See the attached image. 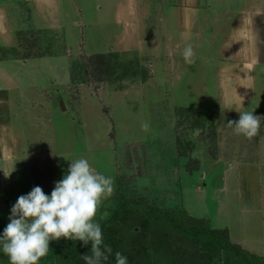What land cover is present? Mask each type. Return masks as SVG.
<instances>
[{"label":"rangeland","instance_id":"rangeland-1","mask_svg":"<svg viewBox=\"0 0 264 264\" xmlns=\"http://www.w3.org/2000/svg\"><path fill=\"white\" fill-rule=\"evenodd\" d=\"M173 3L0 0L9 29L0 34V230L18 196L37 185L50 193L67 159L83 156L113 179L114 190L95 219L109 218L115 199L124 196L170 210L180 221L186 212L206 218L237 243L242 222L251 216L264 240V124L251 138L233 131L227 122L239 112L232 111L220 81L227 56L214 31L219 21L208 12L206 28L196 20L183 33L166 16ZM186 44L193 47L191 64L181 54ZM98 54L108 57L110 74L94 70L90 58ZM253 78L244 110L264 115V63L254 68ZM189 108L204 117L213 114L217 134L210 125L205 130L183 119L182 109ZM254 160L262 172L255 173L260 185L252 187L241 180L245 170L237 163ZM196 162L198 169L189 172ZM263 240L249 239L243 247L263 256ZM150 253L142 264L174 262L171 254ZM0 264H8L2 253ZM39 264L53 263L43 257Z\"/></svg>","mask_w":264,"mask_h":264},{"label":"clouds","instance_id":"clouds-1","mask_svg":"<svg viewBox=\"0 0 264 264\" xmlns=\"http://www.w3.org/2000/svg\"><path fill=\"white\" fill-rule=\"evenodd\" d=\"M181 54L185 63L193 62L191 44H186ZM262 119L249 109L227 123L235 133L251 138ZM67 160V170L50 193L33 186L11 205L8 223L0 231V253L8 264H39L49 252V242L64 237L79 240L82 246L90 244L89 252L81 255L84 264H105L110 257L114 264H128L127 256L104 243L101 224L95 219L114 190L112 177L97 171L83 156Z\"/></svg>","mask_w":264,"mask_h":264},{"label":"trees","instance_id":"trees-1","mask_svg":"<svg viewBox=\"0 0 264 264\" xmlns=\"http://www.w3.org/2000/svg\"><path fill=\"white\" fill-rule=\"evenodd\" d=\"M90 59L94 61V70L110 74L106 55H93ZM182 110H186L183 119L193 120V123L196 120L195 125H199L196 127L205 130L210 125V130L217 134L218 127L216 121L212 120L213 114L207 113L204 117L197 109ZM180 142L178 139L179 145ZM197 169L198 162L189 172ZM114 204L109 218L96 220L101 224L104 243L113 252L120 251L127 256L128 264H142L152 250L171 254L173 264H217L215 259H223V264H264V255L257 256L233 243L227 229L211 227L206 218L193 217L185 211L186 218L180 221L176 213L152 206L144 199L119 196ZM202 222L207 225L201 226ZM89 250L90 244L82 246L79 240L61 237L49 242V252L45 257L53 264H84L81 255ZM105 264H114V257H110Z\"/></svg>","mask_w":264,"mask_h":264},{"label":"crops","instance_id":"crops-1","mask_svg":"<svg viewBox=\"0 0 264 264\" xmlns=\"http://www.w3.org/2000/svg\"><path fill=\"white\" fill-rule=\"evenodd\" d=\"M173 1V4L169 5L168 8L166 7V11L169 9L166 16L168 21L178 26L183 33L187 31L186 27L191 26V23L196 20H201L203 22L204 26H201L202 29L206 28L209 18L207 13H215L214 18L219 22H215L214 26L217 25L220 29L215 27V30H213L218 31L217 35L221 37V47L226 52L227 56V61L222 63L225 67L219 70V75H221L220 81L224 80V91L228 93L226 94L225 92V97L228 96V104L232 106L231 109L233 112L238 113L240 111H246L244 110L248 98L246 93L247 91L250 93L253 88L254 68L258 64L264 63V0H228V4L224 6L203 5L201 0ZM199 11L205 13L202 18L199 17ZM7 28L8 27L5 26V23L2 21V16L0 15V34H7L9 30ZM222 28H226L225 37L219 35V33L221 34ZM202 29L200 30L201 32ZM211 35L213 36L214 32L211 31ZM253 109L254 108H252V110ZM255 115L264 118V115L259 113ZM261 123L262 125L264 124V119H262ZM2 129L5 133L8 132L6 125L2 127ZM262 136H264V133ZM262 136L261 139L258 136L261 142ZM255 153L256 151L250 152L251 155ZM259 154L260 152H257L256 156ZM259 163L260 162L257 163L255 160L247 163L246 161L237 163L239 170L242 168L245 170V177L241 176V180L244 179L249 183V186L252 183V187L254 185H260L255 183V173H258V170L262 172ZM260 189V200H263L264 185H260ZM261 207L263 208V205H261ZM247 220H250L251 225L246 223ZM251 231H254L253 234H255L256 237H248ZM241 234L242 240L239 241V243L232 242L242 247L249 239L255 241L263 240V232L260 234L258 230V221L251 216L242 222Z\"/></svg>","mask_w":264,"mask_h":264}]
</instances>
